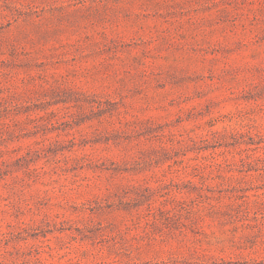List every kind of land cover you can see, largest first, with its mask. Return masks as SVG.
Here are the masks:
<instances>
[{
    "label": "rangeland",
    "instance_id": "374dc122",
    "mask_svg": "<svg viewBox=\"0 0 264 264\" xmlns=\"http://www.w3.org/2000/svg\"><path fill=\"white\" fill-rule=\"evenodd\" d=\"M0 264H264V0H0Z\"/></svg>",
    "mask_w": 264,
    "mask_h": 264
}]
</instances>
